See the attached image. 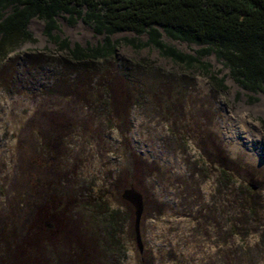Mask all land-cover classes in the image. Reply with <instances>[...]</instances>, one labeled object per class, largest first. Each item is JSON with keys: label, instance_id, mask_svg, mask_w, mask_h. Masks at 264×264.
<instances>
[{"label": "rangeland", "instance_id": "1", "mask_svg": "<svg viewBox=\"0 0 264 264\" xmlns=\"http://www.w3.org/2000/svg\"><path fill=\"white\" fill-rule=\"evenodd\" d=\"M57 22L71 48L104 42ZM28 30L35 41L0 60V264H264L263 92L215 54L207 71L125 42L146 35L116 34L113 58L76 62L43 20ZM132 186L145 197L142 253L122 198Z\"/></svg>", "mask_w": 264, "mask_h": 264}, {"label": "trees", "instance_id": "2", "mask_svg": "<svg viewBox=\"0 0 264 264\" xmlns=\"http://www.w3.org/2000/svg\"><path fill=\"white\" fill-rule=\"evenodd\" d=\"M61 15L72 25L78 21L90 25L96 35L104 36V42L96 48L78 44L71 48L67 38L54 34L60 32L57 17ZM34 18L45 22L47 37L76 62L113 58L120 43L113 36L131 32L148 39L145 43L125 40L127 44L136 49L151 46L178 65H199L208 71L210 66L201 58L215 54L243 90L264 93V0H0V60L8 61L22 44L35 41L28 30ZM164 35L200 46L198 56L167 45ZM225 169L219 171L226 174ZM248 212L254 214L255 206ZM115 214L109 215L112 229ZM92 260L80 256L73 263L92 264Z\"/></svg>", "mask_w": 264, "mask_h": 264}, {"label": "water", "instance_id": "3", "mask_svg": "<svg viewBox=\"0 0 264 264\" xmlns=\"http://www.w3.org/2000/svg\"><path fill=\"white\" fill-rule=\"evenodd\" d=\"M122 198L129 203L134 210V231L138 249L143 252L142 237L140 232V223L144 212V198L141 192L134 188L125 189Z\"/></svg>", "mask_w": 264, "mask_h": 264}]
</instances>
